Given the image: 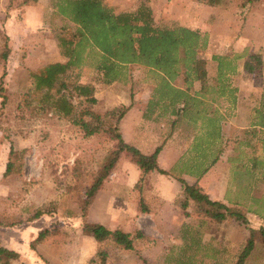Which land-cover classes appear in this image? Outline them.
Returning <instances> with one entry per match:
<instances>
[{
  "label": "rangeland",
  "instance_id": "1",
  "mask_svg": "<svg viewBox=\"0 0 264 264\" xmlns=\"http://www.w3.org/2000/svg\"><path fill=\"white\" fill-rule=\"evenodd\" d=\"M56 1L0 0V221L3 224L0 226V243L13 252L11 264H42V259L50 264H102L95 254L98 243L91 235L84 234V223L103 225L98 222L101 221L111 230L128 227L124 222L111 224L104 220L113 214L105 196L112 192L110 175L105 180L109 179L95 214L89 215V207L84 217L87 192L104 173L114 148L112 141L105 132L87 137L71 120L46 108L41 109L33 79L46 66L68 61L61 48V39L72 38L77 26L56 12ZM102 1L117 13L133 12L145 4L152 8L156 23L162 27L179 25L206 33L208 47L201 52V58L203 65L213 70L218 66L214 56L242 55V59L234 60L232 64L244 66L250 55L258 54L263 70L258 73L245 71L243 80L247 95L251 96L249 99L260 98L264 82V0ZM5 52L7 58L3 57ZM94 62L69 71L65 78L69 88L63 94L76 107L77 115L89 108L103 116L110 106L124 103L129 98L127 78L118 81L117 85L116 82L105 85ZM128 72L132 78L153 80L156 76L143 66H131ZM157 82L161 96L172 93V89L165 90V80L161 77ZM74 84L101 87L102 95L97 104L88 105L79 99ZM114 86H117L116 93L120 88L123 90L119 96H113L111 89ZM156 93L154 90V100L149 103L150 114L159 109L155 103ZM173 95L174 100L187 99L184 94ZM186 112L194 114L192 110ZM85 120L92 127L98 125L90 116H85ZM105 123L109 126L112 120L108 117ZM10 162L13 169L8 172ZM141 183L136 190L142 187ZM139 206L146 207L147 204L143 201ZM38 212L40 215L34 218ZM192 213L194 218L209 224L204 232L208 233L207 242L214 238L222 247L226 237L233 239L231 244H236L239 239L244 242L243 236H248L245 223L240 219L228 215L225 221L216 220L214 209L205 204H195ZM235 226L236 229L230 231ZM44 231H49V236L32 249V242ZM109 251L107 264H181L156 263L161 252L156 242H141L135 252H121L111 245ZM232 251L233 254H223V260L228 255L233 259L229 257L228 262L219 264H234L241 251L237 248ZM204 252L208 254L212 250L206 246ZM92 254L95 255L91 257ZM187 260L185 258L184 262ZM246 264H264V246L260 242L256 241V248Z\"/></svg>",
  "mask_w": 264,
  "mask_h": 264
},
{
  "label": "crops",
  "instance_id": "2",
  "mask_svg": "<svg viewBox=\"0 0 264 264\" xmlns=\"http://www.w3.org/2000/svg\"><path fill=\"white\" fill-rule=\"evenodd\" d=\"M145 68L156 75L155 78H132L128 72L125 83L129 85H126L129 98L124 103L110 106L109 111L127 108L119 122L123 140L144 155L158 151V167L167 175L154 171L143 176L140 168L122 155L110 174L112 192L105 195L113 214L104 220L111 224L124 222L128 226L115 230L132 234L141 232L145 239L138 241L137 248L141 242H156L161 249L156 263L177 262L180 257H185L181 251L185 244L197 240H200L198 249L205 250L209 246L216 252L206 256V260L214 264L228 262L233 256L228 255L223 260V254H233L232 250L241 251L246 246L248 227H264V127L260 116L253 111L258 105L257 98L250 100L246 92L244 66H238L227 75H220L218 66L215 70L203 66L207 74L205 81L191 83L184 82L182 77L167 81L162 73ZM160 77L165 80V90L172 89L170 95L158 93ZM94 87V96L99 100L102 88ZM116 87L111 89L113 96H119L123 91L120 88L116 93ZM154 90L157 91L155 103L159 109L150 114L149 103L154 100ZM173 94H184L187 99L174 100ZM185 110H192L194 114ZM111 145L114 147V142ZM106 182L90 207L91 216L100 205ZM182 182L199 188L212 202L245 216L248 223L243 225L248 236H243L244 242L239 239L238 243L231 244L233 239L228 237L222 240V247L214 238L207 242L208 233L204 232L209 224L193 217L196 202L186 196ZM140 183L141 189L136 190ZM141 198L147 204V212L139 206ZM183 201L186 203L181 204ZM234 229L236 226L230 231Z\"/></svg>",
  "mask_w": 264,
  "mask_h": 264
},
{
  "label": "trees",
  "instance_id": "3",
  "mask_svg": "<svg viewBox=\"0 0 264 264\" xmlns=\"http://www.w3.org/2000/svg\"><path fill=\"white\" fill-rule=\"evenodd\" d=\"M55 9L60 16L73 22L77 29L72 38L61 39V48L68 61L50 64L40 75L33 76L35 90L40 97L38 100L40 107L71 120L83 129L87 137L105 132L115 144L104 166V173L92 183L87 192L85 217L106 178L111 174L122 155H126L135 163L142 171L143 176L154 171L162 175H167V173L158 167V151L152 155H144L123 140L119 131V122L127 112L126 107L115 108L103 116L95 114L89 108L81 115L76 114V107L63 94V91L69 88L65 81L69 71L75 68L80 69L94 60L95 69L101 75V81L105 85L126 79L131 66L154 69L162 73L163 78L167 81H175L181 77L187 83L205 81L207 74L203 68L201 52L208 47V35L201 30L185 26L162 27L156 23L152 8L145 4H141L133 12L117 13L113 8L105 5L102 0H57ZM3 57L7 58L6 52ZM243 57L234 54L232 58L214 56L213 60L218 63L220 75H227L238 67L232 62ZM262 65L261 56L250 55L244 63V70L258 73L263 70ZM73 89L79 99L85 101L86 104H97L93 85L74 84ZM256 102L258 105L253 111L256 116H260L262 127H264V82L262 94ZM85 116L92 117L98 125L92 127L85 120ZM108 117L112 120V124L109 126L105 123ZM12 169L13 164L10 162L8 172ZM182 183L184 184V193L188 198L195 201L196 204H205L214 209L213 217L216 220L225 221L229 215L244 223L247 222L248 219L240 212L226 208L220 203L212 202L199 188ZM143 201L141 198V205ZM141 210L148 211L146 207H141ZM39 215L40 212L35 213L34 218ZM0 226H3L1 221ZM248 231L246 246L238 254L234 264H246L247 259L256 248V241L264 246V227L259 229L248 227ZM83 232L86 235H91L98 243L96 257L100 258L102 264H107L109 261L107 259L110 255V245L121 252H135L138 241L145 239L141 232L132 234L121 230L112 231L103 225L88 222L84 223ZM49 234V231L41 232L38 238L32 242V249L35 250L36 246L43 242ZM181 251L185 257L177 259V263L207 264L208 261V264H213L212 261L206 260V256L212 255L214 249L212 253L206 254L204 250L198 249L197 242L186 243ZM188 255L190 257L184 262ZM13 256V252L0 243V264H11L10 258ZM41 261L42 264H50L47 260L42 259Z\"/></svg>",
  "mask_w": 264,
  "mask_h": 264
}]
</instances>
